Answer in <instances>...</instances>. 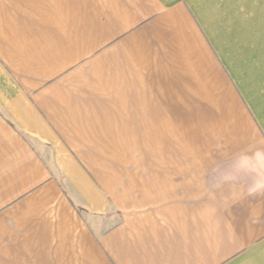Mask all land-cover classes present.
Returning <instances> with one entry per match:
<instances>
[{"label": "crops", "instance_id": "0c3cea01", "mask_svg": "<svg viewBox=\"0 0 264 264\" xmlns=\"http://www.w3.org/2000/svg\"><path fill=\"white\" fill-rule=\"evenodd\" d=\"M254 34L264 0H0V264H264Z\"/></svg>", "mask_w": 264, "mask_h": 264}, {"label": "rangeland", "instance_id": "374dc122", "mask_svg": "<svg viewBox=\"0 0 264 264\" xmlns=\"http://www.w3.org/2000/svg\"><path fill=\"white\" fill-rule=\"evenodd\" d=\"M259 39H260V36L258 37L256 34H254V40L253 41L256 44L253 45L254 50L251 49V50H253L251 52L252 53V67L251 68L253 71L254 80L250 84L253 85L251 89L256 88L257 90H260V91L263 90L264 91V39H263V43L258 42ZM247 46H249V45H247ZM247 61H248V59H247Z\"/></svg>", "mask_w": 264, "mask_h": 264}]
</instances>
